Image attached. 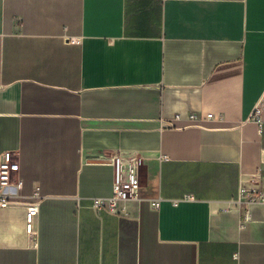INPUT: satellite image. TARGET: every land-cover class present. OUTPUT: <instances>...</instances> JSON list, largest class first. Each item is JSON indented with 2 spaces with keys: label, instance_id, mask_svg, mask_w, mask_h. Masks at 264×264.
<instances>
[{
  "label": "crops",
  "instance_id": "crops-1",
  "mask_svg": "<svg viewBox=\"0 0 264 264\" xmlns=\"http://www.w3.org/2000/svg\"><path fill=\"white\" fill-rule=\"evenodd\" d=\"M4 155L0 264H264V0H0Z\"/></svg>",
  "mask_w": 264,
  "mask_h": 264
},
{
  "label": "built area",
  "instance_id": "built-area-1",
  "mask_svg": "<svg viewBox=\"0 0 264 264\" xmlns=\"http://www.w3.org/2000/svg\"><path fill=\"white\" fill-rule=\"evenodd\" d=\"M190 119H197L198 114L192 113ZM213 112L206 113L204 119H215ZM114 167L113 194L108 197H94L91 207L95 210H106L115 214H122L123 203L130 199H140L139 195V168L142 162L141 157L135 152H122L109 159L103 160ZM12 162L8 156H0V201L3 202L7 197H11L18 184L12 179ZM43 197L36 193L26 203L27 209V232L32 239L37 238V218L40 213V204ZM192 199V196L174 199V204H179L182 200ZM153 208H158L163 200L162 197L148 199Z\"/></svg>",
  "mask_w": 264,
  "mask_h": 264
},
{
  "label": "water",
  "instance_id": "water-1",
  "mask_svg": "<svg viewBox=\"0 0 264 264\" xmlns=\"http://www.w3.org/2000/svg\"><path fill=\"white\" fill-rule=\"evenodd\" d=\"M101 161H103V160H101Z\"/></svg>",
  "mask_w": 264,
  "mask_h": 264
}]
</instances>
